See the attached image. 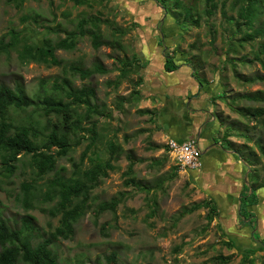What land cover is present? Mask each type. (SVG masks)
Returning a JSON list of instances; mask_svg holds the SVG:
<instances>
[{
  "label": "rangeland",
  "instance_id": "obj_1",
  "mask_svg": "<svg viewBox=\"0 0 264 264\" xmlns=\"http://www.w3.org/2000/svg\"><path fill=\"white\" fill-rule=\"evenodd\" d=\"M79 1L81 4L74 0H0V47L2 42H15L6 53L0 51V86L19 87L35 104L44 96L42 91L49 93L55 80L67 79L74 88L95 91L99 113L82 124L86 128L95 126L97 140L81 160L91 142L86 136L80 139L66 157L57 159L56 174L69 178L76 165L84 171L91 158L107 160L108 142L123 148L122 155L111 161L113 170L90 191L88 208L74 223L72 236L53 239L52 249L60 264H220V257H231L227 264H248L227 242L224 216L219 214L220 206L217 208L208 188L196 184L193 171L178 169L157 116L159 110L150 109L149 102L144 104L142 53L157 47L167 49L176 64L191 67L195 82L209 99V123L216 125L217 142L239 150L257 165L251 171L254 183H264V82L252 81L264 77V35L247 36L264 28V0L257 5L252 29L242 25L236 15L238 7L234 9L230 0L224 5L223 0H217L211 14L205 13L204 0H181L197 24L184 17L173 0ZM33 14L41 17L40 26L23 22L24 16ZM90 16L105 21L98 25L105 41L113 39L114 25L128 30L121 36V48L101 46L95 50L86 35L74 50L55 51L60 66L20 59L24 47H42L46 39L55 44L65 37V31L75 29L79 19ZM167 22L173 23V31ZM79 61L88 69L101 65L107 73L93 74L85 80L73 77L68 67ZM134 90L139 96L133 95ZM155 99L152 105L158 103ZM141 110L153 114L141 115ZM77 111L84 115L83 109ZM10 116L16 125L37 120L44 124L47 119L33 106ZM127 152L143 160L132 167L130 175H126ZM1 159L0 152V165ZM14 166L10 178L0 177V212L15 227L20 226L21 217L32 218L39 229L38 237L32 239L35 246L50 238L59 224L60 215L52 217L43 211L53 209L57 199L42 203V194L55 172L39 179L30 156L24 154L18 155ZM23 183L34 187L28 209L20 200ZM115 197L121 200L115 212L97 211L100 203ZM196 206L199 208L192 210ZM207 206L214 207L217 215H211ZM244 219L245 213L240 212V223H245ZM111 254L115 261L108 263L105 258ZM253 264H264V253L254 258Z\"/></svg>",
  "mask_w": 264,
  "mask_h": 264
},
{
  "label": "trees",
  "instance_id": "obj_2",
  "mask_svg": "<svg viewBox=\"0 0 264 264\" xmlns=\"http://www.w3.org/2000/svg\"><path fill=\"white\" fill-rule=\"evenodd\" d=\"M17 1V0H9ZM22 1V0H21ZM229 0H223V5ZM235 8L237 18L242 21V25L252 29L256 18L257 5L262 0H230ZM75 4H81L79 0H74ZM174 7L180 10L184 17L197 24L190 8L181 4V0H173ZM162 3H165L163 0ZM206 14H211L217 7V0H204ZM223 13V12H222ZM23 22H33L35 25H41L42 20L38 14L24 16ZM105 21L97 16L81 18L78 20L74 30L65 31V37L55 44L45 40V45L38 47L36 45L24 47L20 52V59L25 62H37L48 66H60L61 62L56 59L54 53L56 50L71 51L74 50L79 39L88 35L91 46L98 50L101 46L121 48V36L127 33V29L113 28V39L105 41L99 30V24ZM50 30L48 28H44ZM264 35V28L254 30L253 34H247L248 38L256 35ZM15 46L12 41L0 47L1 52H7ZM125 67V65H124ZM171 56L167 53L165 57V71L171 72L175 69ZM264 67V65H263ZM69 73L73 77H79L85 80L93 74H106L107 71L101 66L96 65L92 69L85 68L81 61L73 63L68 67ZM264 82L263 76H257L253 80ZM37 104L26 98L19 87L14 89L0 86V152L2 155L0 165V177L10 178L15 171L14 162L18 155L24 154L30 156V164L35 169L39 179H44L51 172L54 177L48 182L46 191L42 194V203L53 202L57 199L55 206L43 211L52 217L60 215L58 227L51 234L50 238L43 239L35 246L32 245L33 237H38L39 229L34 225L29 216L21 217L19 227L11 226L10 221L3 217L0 212V264H60L59 258L52 249L53 239H68L73 234V225L84 214L88 208L87 203L90 198V191L97 185L99 179L106 178L108 171L113 170L111 161L117 159L123 153L122 146L114 142L107 143L108 159L101 161L98 157L90 159L89 167L80 171L76 165L72 176L67 178L62 174H56L57 159L66 157L73 147L78 146L80 139L88 137L90 144L85 148L81 155V160L87 157L91 147L97 140L95 126L86 128L82 123L89 121L93 115L98 114V105L94 103L96 99L95 91L90 87L74 88L67 79L55 80L49 93H44ZM62 93L63 96H60ZM40 94V93H39ZM133 95L139 96V91L134 90ZM40 97H37L39 99ZM139 98V97H138ZM39 108L43 116L47 118L43 124L37 120L33 124L16 125L10 116L11 112H24L29 107ZM83 109L84 115L78 113L77 109ZM259 114L261 113L258 112ZM141 115H152L149 110L139 111ZM54 119V121H53ZM83 134V135H82ZM81 135V136H80ZM226 137V136H225ZM52 148L57 150L52 151ZM129 162L126 175L132 173V167L136 163H142L143 160L135 159L131 153L125 154ZM33 186L23 183L20 186L22 198L20 199L26 208H31ZM117 197L109 202H102L98 206V212H115L120 203ZM211 215H217L214 207L207 206ZM199 206L192 210L198 209ZM16 225V223H15ZM228 245V244H226ZM108 263L115 261V255L111 254L105 258ZM231 257L218 258L220 264H227ZM248 264L253 262L247 261Z\"/></svg>",
  "mask_w": 264,
  "mask_h": 264
},
{
  "label": "crops",
  "instance_id": "obj_3",
  "mask_svg": "<svg viewBox=\"0 0 264 264\" xmlns=\"http://www.w3.org/2000/svg\"><path fill=\"white\" fill-rule=\"evenodd\" d=\"M167 24L173 31V23ZM153 37L152 33V40ZM166 50L159 47L143 50L144 104L149 102L150 109L159 110L157 116L161 118L167 140L198 142L201 168L193 171L192 176L197 185L208 188L217 208L220 206L227 242L242 253V258L254 262V258L264 253V183H254L255 175H251L257 165L251 164L239 150L229 145L222 147L217 142L216 125L209 123L211 110L204 89L195 82L187 65L173 60L175 69L165 71ZM154 99L158 103L152 105ZM240 212L245 213L243 224L239 221Z\"/></svg>",
  "mask_w": 264,
  "mask_h": 264
},
{
  "label": "built area",
  "instance_id": "obj_4",
  "mask_svg": "<svg viewBox=\"0 0 264 264\" xmlns=\"http://www.w3.org/2000/svg\"><path fill=\"white\" fill-rule=\"evenodd\" d=\"M167 145L179 170L197 171L201 168V151L195 139H189L182 143L169 141Z\"/></svg>",
  "mask_w": 264,
  "mask_h": 264
}]
</instances>
